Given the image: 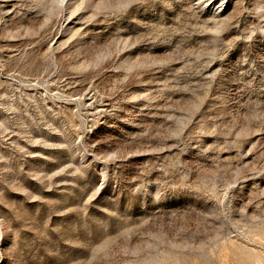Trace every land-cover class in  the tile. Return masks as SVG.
<instances>
[{"label": "rangeland", "instance_id": "1", "mask_svg": "<svg viewBox=\"0 0 264 264\" xmlns=\"http://www.w3.org/2000/svg\"><path fill=\"white\" fill-rule=\"evenodd\" d=\"M0 264H264V0H0Z\"/></svg>", "mask_w": 264, "mask_h": 264}]
</instances>
